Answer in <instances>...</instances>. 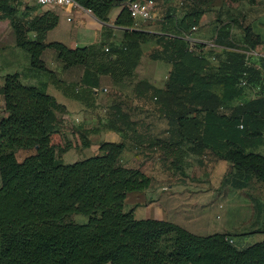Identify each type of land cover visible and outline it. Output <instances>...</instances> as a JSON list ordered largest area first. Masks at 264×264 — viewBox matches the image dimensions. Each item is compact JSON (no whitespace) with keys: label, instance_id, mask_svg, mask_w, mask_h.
<instances>
[{"label":"trees","instance_id":"16d2710c","mask_svg":"<svg viewBox=\"0 0 264 264\" xmlns=\"http://www.w3.org/2000/svg\"><path fill=\"white\" fill-rule=\"evenodd\" d=\"M17 1L0 0V22L12 21ZM74 1L102 22L118 2ZM128 1L121 2L119 26L132 25ZM216 1L183 0L187 6L174 24L176 38L162 50L172 70L165 88L153 89L154 103L169 126L168 147L185 142L194 155L210 151L236 173L264 183V156L253 151L264 142V58L252 57L246 64L244 53L235 54L212 69L208 59L216 60L213 51H207L206 59L202 46L185 39ZM222 1L232 8L243 0ZM57 18L46 12L24 25L12 21L16 45L30 56L33 70L46 71L41 55L49 48L65 68H95L119 80L137 67L139 44L152 39L127 32V46L103 58L92 49L46 44L45 33ZM28 32L36 33L35 41L26 37ZM243 34V51L261 44L249 27ZM243 73L245 89L237 86ZM215 86L222 88L221 96L213 93ZM247 91L256 98L244 101ZM1 93L6 117L0 119V264H264V240L238 248L232 235L197 236L172 223L136 220L133 208L124 211L126 196L146 190L151 179L119 164L123 144L102 143L99 155L64 165L60 158L72 146L55 128L61 107L43 90L23 86L17 74L5 77ZM237 100L228 114L221 112ZM19 152L29 155L19 161ZM72 216L86 222L75 223Z\"/></svg>","mask_w":264,"mask_h":264},{"label":"crops","instance_id":"0c3cea01","mask_svg":"<svg viewBox=\"0 0 264 264\" xmlns=\"http://www.w3.org/2000/svg\"><path fill=\"white\" fill-rule=\"evenodd\" d=\"M116 1L104 22L83 8H42L27 0H18L13 5L15 14L12 21L17 25H24L31 18L46 12L56 15L57 23L45 33L44 42L58 43L69 50L92 49L105 58L127 46L124 39L127 32L146 33L152 39L139 44L137 67L131 75L119 80L97 73L95 68L86 70L79 65L65 68L56 52L49 48L42 52L41 60L46 71L41 72L30 68V56L17 47L12 21H1L0 119L6 117L1 93L4 79L17 74L23 86L43 90L61 107L56 112L55 128L72 146L62 154V164L69 165L99 155L102 143L123 144L119 164L126 169L139 170L151 179L146 190L127 194L124 211L133 208L136 220L168 222L194 235L208 236L199 233L210 230L205 211L215 204L221 207L227 201L216 194L212 198L213 190L221 188L229 191L232 187L246 191L252 184L264 187V183L236 173L230 163L216 159L210 151L194 155L189 151L190 144L185 142L168 147L169 126L156 110L153 89L163 90L172 70L169 54L162 51L163 45L176 38L174 24L184 16L186 3L183 0H154L151 23L132 20L130 27H123L117 25L116 20L123 10L121 2L126 0ZM68 18L70 21H67ZM246 27L260 38L261 44L253 50L254 60L259 61L264 58V0L253 3L243 0L232 8L217 0L211 11L201 17L190 40L203 48L209 42L214 45L212 53L215 61L208 59L207 50L203 52L209 67L215 69L213 67L225 62L228 57L244 53L243 29ZM26 37L35 41L36 33L28 32ZM106 49L109 51L106 52ZM213 93L221 96L222 88L213 87ZM254 98L249 91L245 92L244 101ZM240 102L237 100L225 105L221 112L228 114L231 107ZM75 119L79 121L76 124L73 123ZM259 148H264V142L253 151L258 153ZM177 158L181 159L174 163ZM213 170L220 181L217 187L210 188ZM259 205H256L257 212L264 216V207ZM252 225L244 220L242 229H236L237 233L218 234L232 235V240L239 243V238L258 231L253 230L255 227Z\"/></svg>","mask_w":264,"mask_h":264},{"label":"rangeland","instance_id":"374dc122","mask_svg":"<svg viewBox=\"0 0 264 264\" xmlns=\"http://www.w3.org/2000/svg\"><path fill=\"white\" fill-rule=\"evenodd\" d=\"M256 152L264 155V148H259ZM26 155H28V153L19 152L17 158L20 161ZM219 181L220 180H218L213 170L210 175V188L217 187ZM215 194L217 197L223 196L225 201H227L224 202L221 207H219V204H215L214 206H210V210L205 211V218L210 224V230L199 233H202V235L223 232L237 233L236 231L238 229H242L241 224L245 220L246 223H253L252 226L255 227L253 230L257 229L258 231H254L255 233L239 238L241 240H239V243L233 241L234 244H236L238 248H241L242 244L248 246L264 239V216L261 212L259 214L256 208L258 203L260 204L259 206L264 207V187H256V184H252L246 191H238L232 187H230L229 191L219 188L217 191L213 190L211 197L213 196L212 198H214ZM254 198H256V200ZM221 202L222 200L219 201L220 204ZM71 220L79 224L86 222V218L82 216H72Z\"/></svg>","mask_w":264,"mask_h":264},{"label":"built area","instance_id":"2783aa9c","mask_svg":"<svg viewBox=\"0 0 264 264\" xmlns=\"http://www.w3.org/2000/svg\"><path fill=\"white\" fill-rule=\"evenodd\" d=\"M31 4L42 7V8H71V9H79L81 8L74 0H27ZM127 11L130 15V18L133 21L140 20L144 23H150L153 18V11L155 8V1L154 0H130L126 4ZM67 21H70L68 18ZM196 29L192 28V32H194ZM185 39L191 42V34L186 35ZM192 43V42H191ZM204 49L207 51L214 50V45L210 43H206L204 45ZM106 52L108 49L105 50ZM245 57H246V64H249V60L254 57V52L252 50L244 51ZM247 75L246 73H243L240 77L237 86L239 88H247L248 83L246 79ZM79 121L77 119L74 120V124L78 123Z\"/></svg>","mask_w":264,"mask_h":264}]
</instances>
